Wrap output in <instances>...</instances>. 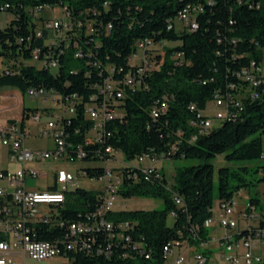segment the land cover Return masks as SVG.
<instances>
[{"label": "trees", "instance_id": "trees-1", "mask_svg": "<svg viewBox=\"0 0 264 264\" xmlns=\"http://www.w3.org/2000/svg\"><path fill=\"white\" fill-rule=\"evenodd\" d=\"M188 4L203 7L197 14L198 26L177 29L179 12ZM0 5L11 14L0 24V56L10 61L0 72V88H17L24 95L40 87L54 89L64 98L76 94V113L65 129L69 142L82 143L87 149L82 160H98L94 152L105 145L120 149L128 159L153 153L199 160L179 167L173 180L163 170L160 176L146 179L139 167L114 168L122 176L118 193L160 196L163 208L112 209L108 218L116 224L113 231L119 230L118 222L127 221L131 239L109 238L100 230L90 250L70 249L60 264H167L164 246L182 240L194 224L211 217L216 199L235 201L234 194L240 189L264 182V166L239 163L264 157V75L256 87L257 97L251 95V82L240 75L244 69H263L264 0H0ZM56 5L69 13L67 24L62 22V33L44 28L41 21L46 18L36 15L39 8ZM146 37L164 45L151 56L153 66L141 73L138 60L132 58L138 41ZM45 58L56 59L58 66H44ZM128 73L136 81H122ZM107 78L120 81L123 96L117 107L122 114L107 124L111 135L104 143L90 145L85 139L90 127L86 106L96 96L102 99L99 86ZM217 94L229 99L233 115L193 139L197 129L191 120ZM162 101L165 109H161ZM155 107L158 115L152 113ZM32 111L24 106L22 127ZM8 127L9 123L0 125V130ZM218 155L235 165H220L216 180L211 160ZM83 170L96 179L105 173L104 166ZM260 171L263 174L256 180L247 177ZM102 194L103 190L78 184L66 202L51 205L48 221L35 224L38 238L63 236L71 222L87 220L100 206ZM175 195L183 197V205L176 203ZM249 200L257 209L264 208L258 197ZM173 211L177 216L168 225ZM247 227L238 229L244 233ZM210 233V228L203 227L201 237L208 240ZM98 247L106 252H99Z\"/></svg>", "mask_w": 264, "mask_h": 264}, {"label": "built area", "instance_id": "built-area-1", "mask_svg": "<svg viewBox=\"0 0 264 264\" xmlns=\"http://www.w3.org/2000/svg\"><path fill=\"white\" fill-rule=\"evenodd\" d=\"M46 7V6H45ZM51 7V6H50ZM44 7L39 8L42 10ZM68 18L67 8L63 7ZM6 11L4 5H0V11ZM200 4L183 7L178 15V20L182 26L188 29L197 28V14L202 11ZM68 19L46 18L41 21V25L53 33H62V22L67 24ZM173 24L169 26L171 28ZM182 28V27H181ZM41 34V30L38 33ZM164 43L157 44L153 39L146 37L137 43V51L132 59H137L140 67L138 72H144L151 68L154 60L151 58L157 51L162 49ZM38 49L34 50L37 58ZM45 58L42 63L47 66ZM256 65L253 62V66ZM240 75L249 80L253 86L251 95L257 97L259 91L256 87L261 82V76L264 75L262 67H252L244 69ZM122 81L133 83L136 77L133 73H128ZM119 80L107 78L99 86L100 94L96 96L93 102L86 106L87 119L90 120L89 132L86 136L87 144H102L111 132L107 129V124L122 112L117 107L118 98L123 96V91L119 85ZM17 89V88H16ZM18 90V89H17ZM20 94L22 93L18 90ZM22 95H24L22 93ZM30 97H52L62 103V110L55 120H50L43 127V134H50L54 139V145L47 150H33L26 145V125L22 127L21 120L9 123V130L0 131V145L9 148V155L12 160L20 164L15 169H0V264H26L28 259L37 261H46L51 258L62 256L70 249L90 250L95 241V232L105 230L109 238L129 241L131 233L127 231L129 222L120 221L117 226L118 231H113L115 223L108 218L109 212L113 209L115 193L118 185L122 181L114 168L107 167L108 162L117 160V154L121 151L112 145H105L94 152V157L105 163V173L100 179L105 181L102 201L97 210L88 215L85 221L71 222L63 236L54 239H40L34 231L35 224L42 220L48 221L51 215V205L64 203L68 200L70 187L78 186L75 174L65 168H58L52 174V181H49V172L38 167L29 166V162L40 160L59 161L60 159L82 160L87 153V149L82 143L73 144L69 142V133L65 126L72 125L73 115L76 113L77 95L71 97H61L54 89L30 88L26 91ZM6 97L7 94H4ZM15 97V96H14ZM214 103V114L210 115L206 109L199 111L191 124L196 127L197 133L192 136L195 139L199 134L206 133L214 126L218 125L224 118L233 115L230 111L229 99L217 94L212 101ZM238 104V103H237ZM166 108V102H161V109ZM194 108V106H192ZM153 115L159 114V109L152 110ZM36 120L41 118L38 112L32 111L31 115ZM77 132V130H75ZM176 145H173L175 149ZM138 161L148 159V166L127 163L139 167L143 170L144 177L150 179L152 175L160 176L162 171L157 167V162L162 159H169L165 155H155L153 153H141L135 157ZM116 173L117 180H113V174ZM28 177L39 179L37 188H30L27 184ZM55 186V188H51ZM75 188V189H76ZM175 201L178 205L184 204L182 196L175 195ZM235 201L219 202V211L207 218L202 224H194L188 234L178 242L169 241L165 247V256L167 264H217L214 257V249L210 247V238L205 240L201 237V230L204 227L211 228L215 220L224 228L222 235L216 239V246L227 264H260L264 260V253H259L255 249L259 243L264 241V208L257 212L254 203L248 200L243 209L238 210L243 219L247 221V231L241 233L237 229L238 220L235 217L237 208ZM50 208V209H49ZM214 209V207H213ZM173 216L177 212L173 211ZM252 220H259L263 223L256 228L251 226ZM197 241V242H196ZM109 243V241H108ZM111 243H109L110 245ZM190 251L192 258L188 259L186 251ZM99 252L102 248L98 247ZM107 254H109L107 252Z\"/></svg>", "mask_w": 264, "mask_h": 264}, {"label": "rangeland", "instance_id": "rangeland-1", "mask_svg": "<svg viewBox=\"0 0 264 264\" xmlns=\"http://www.w3.org/2000/svg\"><path fill=\"white\" fill-rule=\"evenodd\" d=\"M38 17L44 18H60L63 21H66L67 16L64 12L62 5H56L54 7L46 6L42 10H38L36 12ZM11 14L7 13L6 11H0V24L4 25L6 21L10 18ZM38 21H41L39 19ZM176 27L180 29L182 27V23L176 19ZM134 62H137V59H133ZM30 62L36 64L38 66V62L35 60H31ZM10 64V61L7 58L0 56V72L6 69ZM264 71V65L263 69ZM3 92L7 94L6 97L0 98V118L4 119H17L19 120L23 116V108L30 107L33 111L38 112L41 115L39 120H36L32 117L26 118V145L33 150H47L52 148L54 145V139L50 134H43L41 130L50 120H55L62 110V103L58 100L45 97H30L29 95H22L20 92L13 87H1L0 93ZM11 94V95H10ZM13 94V95H12ZM15 96V97H14ZM17 98V100H16ZM20 98V99H19ZM17 103L13 105L15 102ZM214 103L210 102L208 104L207 113L212 115L214 114ZM0 119V120H1ZM263 143H264V135H263ZM9 148L0 145V169H15L19 168L20 164L12 160L9 155ZM199 160L192 159V158H174V159H162L157 162V167L166 175L168 176L169 180L174 179V175L177 169L184 165H191L198 163ZM211 162L214 163L216 168L215 178L217 180V171L220 165H235V163H231L224 158V155H218L217 157L213 158ZM127 163L131 164H139L141 163L144 167L148 166L150 161L145 159L143 161H138V159H128L123 151H120L117 154V160L108 162L106 165L109 168H117L121 166H126ZM241 164L250 165L253 167L256 166H264V157L255 159V160H245L239 162ZM29 166L38 167L45 171L49 172V176L47 179L52 181V174L58 168H65L72 171L76 176V181L78 184L86 189L89 190H103L105 188V181L103 179H96L90 178L89 176L84 174V167L89 166H105V163L100 160H70V159H60L59 161H52V160H40L36 162H29ZM116 172V171H115ZM263 174L262 171L260 172H252L248 174V178L250 180H256L258 177H261ZM113 180H117L116 173L113 174ZM39 183V179L35 177H28L27 184L32 189L37 188ZM76 187H70V192L68 195L75 192ZM250 196L258 197L261 200V205L264 206V182L257 183L256 185H251L249 187H244L240 189L238 192L234 194L235 200V207L237 208V212L235 213V217L239 221L238 228H244L247 225V221L242 218L240 212L238 210L243 209L246 202L249 200ZM164 203L160 196H131L126 197L120 193H115V200L113 204V209H136V208H144V209H152V208H163ZM219 201L218 199L215 200V205L213 209V213H217L219 211ZM50 209V208H49ZM257 212H261V208L257 209ZM168 225L174 224V216L172 213L168 216ZM252 224H258L259 220H252ZM211 230V240H210V247L214 249V257L213 259L217 264H227L224 258H222L218 247L216 246V239L218 236L222 235L224 232V228H222L218 221L215 220L213 226L210 228ZM259 253H264V241L258 244L255 249ZM190 249L186 251V256L188 259L192 258L190 255ZM63 261L61 256H57L51 258L46 261H37L33 259H28L26 264H60Z\"/></svg>", "mask_w": 264, "mask_h": 264}, {"label": "crops", "instance_id": "crops-1", "mask_svg": "<svg viewBox=\"0 0 264 264\" xmlns=\"http://www.w3.org/2000/svg\"><path fill=\"white\" fill-rule=\"evenodd\" d=\"M11 95V94H10ZM13 95V94H12ZM3 97H5L4 96V93L3 92H1L0 93V98H3ZM20 99V98H19ZM16 100H17V98H16ZM17 103V101L13 104V105H15ZM23 117V116H22ZM1 119V118H0ZM16 121H18L19 120V118H17V119H15ZM21 120V119H20ZM8 123H11V121H10V119L8 120L7 118H2L1 120H0V125H5V124H8Z\"/></svg>", "mask_w": 264, "mask_h": 264}, {"label": "bare ground", "instance_id": "bare-ground-1", "mask_svg": "<svg viewBox=\"0 0 264 264\" xmlns=\"http://www.w3.org/2000/svg\"><path fill=\"white\" fill-rule=\"evenodd\" d=\"M57 66H58V63L56 59H51L47 61V67L55 68ZM6 130H9V127L7 129H1L0 131H6Z\"/></svg>", "mask_w": 264, "mask_h": 264}]
</instances>
